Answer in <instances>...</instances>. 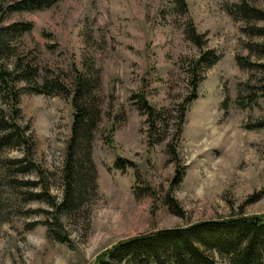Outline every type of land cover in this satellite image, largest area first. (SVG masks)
I'll use <instances>...</instances> for the list:
<instances>
[{"label": "rangeland", "instance_id": "374dc122", "mask_svg": "<svg viewBox=\"0 0 264 264\" xmlns=\"http://www.w3.org/2000/svg\"><path fill=\"white\" fill-rule=\"evenodd\" d=\"M14 1L0 0V28H32L8 39L0 63L10 68L20 59L36 73L35 91H23L28 84L21 80L13 84L17 123L32 137V164L25 172L14 166L6 177L0 168L1 177L18 183L0 186V264H94L101 251L134 235L231 214L264 217V128H249L264 121V72L235 61L264 63V55L247 48L264 44V37L242 33L245 23L227 14L225 6L238 0H185L186 17L174 0H55L42 10L5 13ZM248 3L264 10V0ZM188 19L219 61L199 72L196 96L187 104L193 64L205 50L186 39ZM250 25L264 28V21ZM91 71L100 110L93 168L86 165L81 206L56 218L48 199H63L74 110L71 96H47L38 88L45 79L72 86L76 72ZM11 93L10 85H1L6 114ZM139 98L155 109L156 129L149 128ZM23 153L4 148L0 157L18 160Z\"/></svg>", "mask_w": 264, "mask_h": 264}, {"label": "trees", "instance_id": "16d2710c", "mask_svg": "<svg viewBox=\"0 0 264 264\" xmlns=\"http://www.w3.org/2000/svg\"><path fill=\"white\" fill-rule=\"evenodd\" d=\"M55 0H19L14 1L4 10L5 13L32 12L50 7ZM178 14L186 17L188 8L185 0H174ZM227 14L235 22H243L240 28L242 33L250 36L264 37V28L250 25L251 22L264 21V10L254 7L248 0H238L225 6ZM32 28L30 23H18L0 28V61L3 51L8 49L9 38L26 33ZM186 39L200 50L205 49L206 38L197 33L193 22L188 19L185 28ZM7 46V49L5 48ZM247 48L251 53L264 55V44L249 43ZM7 56L6 58H8ZM5 59V58H4ZM219 61L214 49L201 51L200 56L193 64L191 74L192 95L187 104L195 98L199 85V72L211 68ZM235 61L239 68L264 72V63H251L247 58L237 56ZM92 71L87 75L76 72L72 86H67L56 79H45L38 88V93L47 96H71L73 107L70 137L65 149L64 195L61 202L54 197L48 203L55 209V216L62 212H70L81 206L83 190L86 183L87 164L91 163L92 140L94 131L100 120L99 105L96 102V82L92 81ZM36 77L35 70L22 60L13 61L10 68L0 63V82L4 87L10 85L9 114L0 108V151L4 148H19L24 151L23 158L14 160L0 157V168L3 174H11L10 168L19 167L25 172L32 164V141L26 131L17 123L19 111L16 105L19 102L18 94L14 91L16 81H24L28 86L23 91H35L30 87ZM0 85V87H1ZM3 88V86H2ZM141 109L147 116L150 129L157 128V113L150 107L144 98H139ZM184 108L180 110L178 122L172 134V140L177 141L182 131ZM250 129L264 128V121L249 126ZM32 138V137H30ZM24 167H21L23 166ZM115 168H123V160L117 158ZM21 168V169H20ZM26 168V169H24ZM15 169V168H13ZM18 172L19 170H13ZM5 177L0 175V186L4 185ZM182 174L177 170L175 180H181ZM7 184L17 188V181L10 177ZM34 199L38 198L33 194ZM49 234L58 237L56 233ZM94 264H264V217L260 215L231 214L224 217L199 220L183 227L157 229L148 233L134 235L116 242L101 251Z\"/></svg>", "mask_w": 264, "mask_h": 264}]
</instances>
